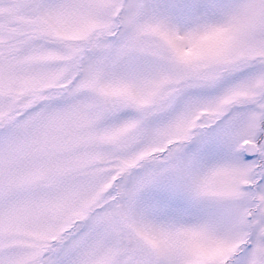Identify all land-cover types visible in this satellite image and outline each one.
Returning a JSON list of instances; mask_svg holds the SVG:
<instances>
[{
  "label": "snow or ice",
  "instance_id": "snow-or-ice-1",
  "mask_svg": "<svg viewBox=\"0 0 264 264\" xmlns=\"http://www.w3.org/2000/svg\"><path fill=\"white\" fill-rule=\"evenodd\" d=\"M0 264H264V0H0Z\"/></svg>",
  "mask_w": 264,
  "mask_h": 264
}]
</instances>
